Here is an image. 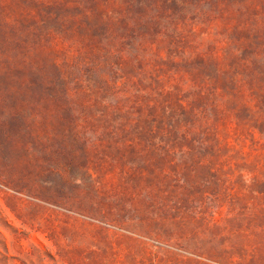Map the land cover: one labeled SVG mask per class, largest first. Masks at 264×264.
<instances>
[{
	"label": "rangeland",
	"instance_id": "obj_1",
	"mask_svg": "<svg viewBox=\"0 0 264 264\" xmlns=\"http://www.w3.org/2000/svg\"><path fill=\"white\" fill-rule=\"evenodd\" d=\"M0 264H264V0H0Z\"/></svg>",
	"mask_w": 264,
	"mask_h": 264
}]
</instances>
